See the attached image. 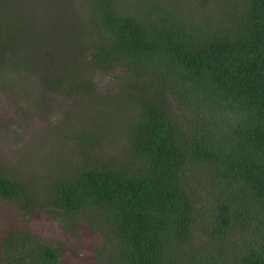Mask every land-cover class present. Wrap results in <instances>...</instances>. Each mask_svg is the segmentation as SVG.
Listing matches in <instances>:
<instances>
[{"label":"trees","instance_id":"1","mask_svg":"<svg viewBox=\"0 0 264 264\" xmlns=\"http://www.w3.org/2000/svg\"><path fill=\"white\" fill-rule=\"evenodd\" d=\"M78 2L91 11L90 32L39 29L45 46L15 50L26 61L3 57L14 35L1 30L0 72L83 97L95 94L87 74L96 68L125 66L153 84L136 90L133 78L120 89L134 108L121 116L113 163L67 167L42 190L0 166V199L16 206L0 232V264H64L60 243L18 224L38 210L68 227L78 217L101 223V264H264V0ZM10 4L0 20L26 24V15L4 19ZM24 31L19 45L29 46Z\"/></svg>","mask_w":264,"mask_h":264},{"label":"rangeland","instance_id":"2","mask_svg":"<svg viewBox=\"0 0 264 264\" xmlns=\"http://www.w3.org/2000/svg\"><path fill=\"white\" fill-rule=\"evenodd\" d=\"M78 1L0 0L1 8L16 3V11L6 13L5 20L7 15L14 20L18 17V22L21 15L27 16L26 24L14 26L0 20V31L5 28L8 35H14L11 42L3 44V57L15 62L17 57L24 58L15 50L32 52L38 45L45 46L48 40L41 36L39 29L47 36L48 31L54 35L59 28L75 27L88 34L91 26L86 24L88 14L85 13L91 11L89 8L84 9L86 12L78 10L81 5ZM121 2L127 8L136 0ZM23 25L27 26L26 31ZM23 31L29 35L23 41L29 42V46L19 45L24 37ZM36 58L35 64L38 62L39 68H46L47 61ZM124 68H96L90 75L87 71L95 94L86 92V97L69 88L57 92L44 90L38 80L28 74L10 72L9 69L0 72L3 73L0 75V166L18 170L28 185L42 190L56 173L67 167L82 162L113 163L122 157L126 123L122 122L121 116L133 111L134 102L132 96L120 95V89L133 78L136 90L153 84L141 76H133ZM165 94L168 96L170 92ZM107 98L110 101H106ZM92 135L91 146L87 148L88 143L86 150L82 151L84 146L81 143ZM13 208L16 206L0 199V232L8 225V220H15V215L9 211ZM75 223L74 227H68L66 220L59 222L43 210L34 212L27 221L18 222L41 240L60 243L64 248V264H101L102 251L108 244L103 225L96 222V226L93 221H85L84 217H78Z\"/></svg>","mask_w":264,"mask_h":264}]
</instances>
